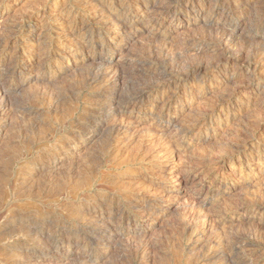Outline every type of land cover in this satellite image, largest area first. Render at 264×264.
Segmentation results:
<instances>
[{"label": "clouds", "instance_id": "clouds-1", "mask_svg": "<svg viewBox=\"0 0 264 264\" xmlns=\"http://www.w3.org/2000/svg\"><path fill=\"white\" fill-rule=\"evenodd\" d=\"M0 264H264V0H0Z\"/></svg>", "mask_w": 264, "mask_h": 264}, {"label": "bare ground", "instance_id": "bare-ground-1", "mask_svg": "<svg viewBox=\"0 0 264 264\" xmlns=\"http://www.w3.org/2000/svg\"><path fill=\"white\" fill-rule=\"evenodd\" d=\"M101 119H103V117H101Z\"/></svg>", "mask_w": 264, "mask_h": 264}]
</instances>
